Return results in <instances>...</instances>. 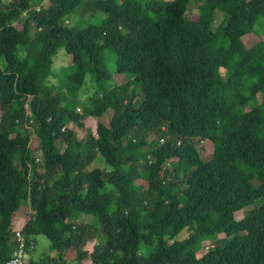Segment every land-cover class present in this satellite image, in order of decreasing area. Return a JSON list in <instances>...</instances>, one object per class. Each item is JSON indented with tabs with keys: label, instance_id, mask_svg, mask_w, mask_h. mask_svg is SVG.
<instances>
[{
	"label": "trees",
	"instance_id": "trees-1",
	"mask_svg": "<svg viewBox=\"0 0 264 264\" xmlns=\"http://www.w3.org/2000/svg\"><path fill=\"white\" fill-rule=\"evenodd\" d=\"M44 1L0 0V264L25 193L27 264H264V0Z\"/></svg>",
	"mask_w": 264,
	"mask_h": 264
},
{
	"label": "rangeland",
	"instance_id": "rangeland-1",
	"mask_svg": "<svg viewBox=\"0 0 264 264\" xmlns=\"http://www.w3.org/2000/svg\"><path fill=\"white\" fill-rule=\"evenodd\" d=\"M44 5H47L48 2L47 0H45L44 2ZM198 5V2L197 1H192L188 7H187V12L189 14H194L196 12V7ZM99 17H101L100 15H95V16H92L90 15L89 13H86V12H75L73 14V17H70L68 18L67 21L69 22H72V21H77V20H80L81 22H83L82 25H86L88 23H96L99 21ZM29 29H30V32L31 34H34L35 31H36V26L33 22H30L29 24ZM254 29L257 31L258 34H260L263 38H264V27H260V26H255ZM53 67L55 69H59L61 67H64L67 65L68 61H69V57L68 55H66L64 53V50L63 48H59L57 50V53L56 55L54 56L53 58ZM53 81H56L57 78H52ZM115 82H120L121 79L119 77H115L114 78ZM91 87H90V81L88 82V78L85 79V83L84 85L80 88L79 92H78V99L76 101V111L80 112L81 109H85V110H89L90 108V101H89V98L88 96L90 95L91 91H90ZM140 90L137 89L136 93L137 94V97H136V100H135V103H138L141 101L142 99V93L139 92ZM261 95L260 94H256L254 95L251 99H250V104L254 105L256 103H258L260 100H261ZM25 109H28V105H26L24 107ZM0 113H1V110H0ZM97 122H101L105 125H108V120H107V116L105 114L103 115H100L98 117H93V116H85L84 118V125L85 127L89 130V132L91 133H94L95 132V125ZM15 127L11 128L10 129V133L13 135L14 134V129ZM30 129V127H27ZM82 131V130H81ZM80 133V132H79ZM83 133H81L82 135ZM148 138V141H152L153 140H156V136H154L151 132L148 134L147 136ZM36 140L33 139L32 142L34 143ZM36 145V143L34 144ZM63 144L62 143H58V149L61 150L63 148ZM197 148H198V151H199V155H200V158L203 160V161H207L211 158L212 156V143L211 141L209 140H202L200 141L199 143H197ZM36 156H37V159H38V163L39 164H42V155L40 153V151H37L35 152ZM101 164V163H100ZM99 164V166H100ZM97 165V163L95 164ZM92 166H90L89 168H91ZM143 187L146 188V183L143 182ZM25 198V199H24ZM28 196L27 194L25 193V195L23 196L22 198V201L20 202V206L19 208L16 210V212L14 213V216H13V219H12V222H11V226L12 228L15 230V229H19L22 227V225L24 224V221L26 220V218L28 217V214H29V207L28 206ZM246 213L248 212H242V211H236L235 212V217L237 219L243 217L244 215H246ZM183 236V234L181 235ZM208 242L207 241H204L202 243V247L201 249L199 250L198 253H201L205 250V247H206V244ZM152 247L149 246V245H144V244H140L139 245V250L143 253V254H147L151 251ZM53 254L52 251H50L49 249V240L42 234H39L36 236V243H35V249L34 250H30L28 252V257H30L31 255L34 257V256H37V255H49L51 256ZM74 255V250L71 249L70 251L67 252V258H68V261L69 262H72V256ZM67 262V264H76V263H69ZM87 264H89V261H87Z\"/></svg>",
	"mask_w": 264,
	"mask_h": 264
},
{
	"label": "built area",
	"instance_id": "built-area-1",
	"mask_svg": "<svg viewBox=\"0 0 264 264\" xmlns=\"http://www.w3.org/2000/svg\"><path fill=\"white\" fill-rule=\"evenodd\" d=\"M14 236L17 244L4 264H27L26 258L28 255L25 250V243L20 228L14 230Z\"/></svg>",
	"mask_w": 264,
	"mask_h": 264
},
{
	"label": "crops",
	"instance_id": "crops-1",
	"mask_svg": "<svg viewBox=\"0 0 264 264\" xmlns=\"http://www.w3.org/2000/svg\"><path fill=\"white\" fill-rule=\"evenodd\" d=\"M25 222V221H24Z\"/></svg>",
	"mask_w": 264,
	"mask_h": 264
}]
</instances>
